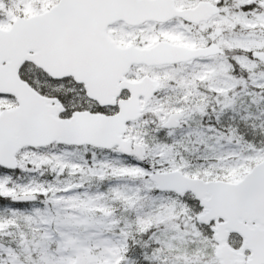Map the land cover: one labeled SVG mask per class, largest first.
I'll use <instances>...</instances> for the list:
<instances>
[{
	"label": "snow or ice",
	"instance_id": "snow-or-ice-1",
	"mask_svg": "<svg viewBox=\"0 0 264 264\" xmlns=\"http://www.w3.org/2000/svg\"><path fill=\"white\" fill-rule=\"evenodd\" d=\"M0 264H264V0H0Z\"/></svg>",
	"mask_w": 264,
	"mask_h": 264
}]
</instances>
